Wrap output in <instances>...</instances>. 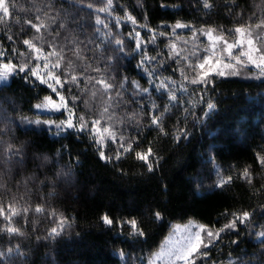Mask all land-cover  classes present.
Instances as JSON below:
<instances>
[{"label": "trees", "instance_id": "1", "mask_svg": "<svg viewBox=\"0 0 264 264\" xmlns=\"http://www.w3.org/2000/svg\"><path fill=\"white\" fill-rule=\"evenodd\" d=\"M5 2L11 7L12 17L0 22V47L6 50V56L0 62L8 59L16 64L21 62L16 53H11V48L26 51L22 41L33 35L34 30L21 32L20 28L24 18L36 15L35 9L31 8L35 3L42 8L39 13L42 18L44 11L52 16L59 11L57 19L66 20L68 29L61 32L56 42L69 47L78 46L82 50L85 59L75 62L77 65L91 64L88 75L107 77L111 74V69L100 73L92 70L96 66L93 56L99 57L107 48V56L123 57L113 61L116 75L127 76L129 81H138L142 87L148 88L151 85L146 72L137 67L142 54L135 48L133 26L124 19L125 9L141 25L136 31L149 41L148 54L165 65V68L158 69V75L172 77L177 85L181 83V77L179 71H172L175 64L168 58V47L170 41L176 39L178 44L184 45L183 41L189 40L192 33L189 29H177L173 35L172 26L179 21L195 25L197 29L215 27L225 31L247 23L250 16L258 22L261 15L255 7L260 0H235L240 6L235 12L243 9L242 17L235 12L230 15L226 10L232 0H210L213 4L210 11L203 8L200 0H113L115 7L111 16L95 11L103 6V0H64L63 4L56 3L54 9L46 7L49 0ZM88 4L93 8L89 9ZM97 16L102 21L100 25L95 23ZM117 16L121 17L122 27L116 26ZM47 22L52 23L51 20ZM104 24L108 27L105 28ZM149 28L156 33L154 41ZM161 31L165 36L159 35ZM7 35L13 36L15 45L8 41ZM201 38L198 33L197 40L202 46L204 41ZM115 39L124 41V53L112 51ZM106 40L112 43H103ZM44 47L46 51L51 50L47 44ZM65 52L75 60L67 48ZM35 63L29 61L30 65ZM100 66L103 68V63ZM146 66L156 67L155 63ZM81 71L82 68H77L78 75ZM188 75L193 73L188 72ZM23 76V73L14 75L8 84L0 86V128L7 126L9 129L7 135L0 133V160L8 142L14 148H22L25 154L23 169L14 166L11 174L4 176L0 206L4 207L6 214L9 205L17 209L30 206V211L26 220L23 215L13 217V226L20 228L25 233L23 236L10 238L4 231L8 222L0 216V264H140L141 258L142 264H147L174 225L192 221L219 228L226 219H231L232 213L243 211L252 213L251 222L247 226L239 225L238 237L232 232L222 233L224 238L210 250L209 261L228 264L230 258L238 261L242 256L249 264H257V257L253 254L264 251V244L256 236L264 230V170L255 159L258 151L264 153V77H214L215 87L209 88L203 103L199 101L200 93L192 91L196 86L188 84V92L177 93L180 106L170 108L166 114L167 136L149 128L150 117L147 112L139 111V105L129 101L116 107L113 103L109 108L113 118L107 120L105 117L102 123L112 124L117 130L123 128L124 140L127 142L129 137L138 139V145L133 144V151L124 153L119 138L115 144L108 141L104 151L113 159L105 163L100 160L97 146L87 134H82L79 139L71 130L57 135L34 123L39 117L35 105L45 96L52 97L53 92L39 81L26 83ZM110 82L119 84V80ZM81 88H84L83 81ZM126 88L123 95L127 100L132 88L130 85ZM92 91L97 93L95 106L86 111L81 104L76 109L77 117L81 113H85L89 120L100 116L103 101L107 98L101 99L102 88L94 80L89 83L85 97L90 101ZM116 91L120 89L117 87ZM116 99L113 93V101ZM209 99L216 105V110L204 119L202 109L206 108ZM149 100H154L162 109L167 96L152 89L151 96L143 100L145 109L151 107ZM185 108L189 111L185 112ZM133 110L136 118L141 120L139 125L126 119ZM25 118L33 123L28 124ZM122 119L123 125L120 123ZM185 129L189 134L187 139L182 135ZM175 135H180L178 143ZM149 147L153 149V155L149 157V163L154 166L152 172L135 155L137 151L146 153ZM117 151L121 153L119 161L115 159ZM45 156L50 163L40 168ZM246 166L251 167L252 184L242 178ZM61 168L71 172L67 180L58 179L55 187L47 182L39 183L45 173L52 176ZM33 172L39 180L29 182L26 187L23 180ZM228 176L232 177L230 183L223 188L216 186L220 179L226 180ZM37 204L44 208L41 214L34 211ZM156 211L162 216L160 221L154 219ZM225 213H228L227 217ZM104 215L114 221L111 227L103 223ZM133 218L145 231V237H132L127 223L120 227L121 222ZM61 219L65 221L64 231L55 239H48L50 230L61 226ZM234 239L239 240V250L242 251L237 250L239 256L233 252L230 257V250H236V245L230 244ZM9 249H12L11 255ZM121 252L127 259L121 258ZM197 264L207 262L198 260Z\"/></svg>", "mask_w": 264, "mask_h": 264}, {"label": "snow or ice", "instance_id": "2", "mask_svg": "<svg viewBox=\"0 0 264 264\" xmlns=\"http://www.w3.org/2000/svg\"><path fill=\"white\" fill-rule=\"evenodd\" d=\"M64 0H49L47 4L48 9H54L56 3L63 4ZM202 6L206 10H211L213 4L210 0H200ZM163 7V5H161ZM89 9L93 8L92 4H88ZM113 0H103V6L95 9L96 12H104L109 16L113 14L114 10ZM240 6L232 0V3L227 6V11L230 15L235 12L236 8ZM256 8L260 10V17L258 22L254 21L250 16L247 23H241L235 26L233 29H228L221 31L219 28L207 27L197 29L195 25H189L181 22H177L173 29V35L176 34L177 29H189L192 33L191 39L196 52H190L189 55H183V49L177 50V45L174 41H170L169 48V60H172L175 67L172 68L173 72L179 71L181 77V83L177 85L175 79L172 77L161 78L158 75V69L165 68V65L156 60L155 57L148 54L147 45L149 41L143 39L141 33L136 31L137 27H141L138 24L135 16H133L126 9L124 10V19L126 22H130L133 26L134 36L132 33L129 35L135 40V48L138 52L142 54V58L139 61L137 67L144 70L148 77V82L151 88L142 87L138 81H129L127 76L116 75V65L113 61H118L123 57H112L107 56L106 53L109 51L104 48L101 51L99 57L93 56V60L96 61V66L92 70L100 73L111 69L112 72L107 77L101 75L99 77H92L87 74L88 69L92 68L91 64L77 65L76 60L83 61L85 57L81 55V49L78 46L69 47L68 45L58 44L56 41L60 37L61 32L68 29V24L66 20H58L60 12L57 11L55 16L49 14L48 11H44L43 18L39 15L42 8L37 6L35 3L31 5V8L35 9L36 15L33 18H24L23 25H21L20 31L26 32L29 30H34L33 35L28 38L23 39V45L26 47V51H19L16 47L11 48V53H16L20 58L21 62L19 64L13 63L11 59L7 62H0V82L8 80L9 77L13 75L24 74L23 79L26 83H35L39 81V84L46 85L47 88L51 89L53 93L58 96V102L54 101L51 96H45L43 103H38L35 105L37 110H48L57 111L66 114V119L60 120L58 123L55 120H36L34 123L40 125L41 123L48 126L51 130L55 127L56 134L59 135L61 132L68 133L69 130L74 132L79 139L82 134H87L92 142L97 146L99 158L105 163L112 162V156L106 155L104 148L108 146V141L115 144L119 138L120 147L123 148L124 153L133 151V144L138 145V139L133 140L129 137L128 141L124 140V130L115 129L114 125L102 123L105 120H111L113 114L109 113V108L115 103L116 107H120L122 104H126L129 101L132 104L139 105V111L141 113L147 112L150 117L149 128L157 131L159 134L167 136L164 120L166 114L169 113L170 108L180 106V97L177 93L188 92V84L196 86L193 88V92H199V101L204 102V95L207 93L209 88L215 87L214 77H224L226 75H240L237 66L247 68L249 66L258 70L256 79L264 77V34L261 30H264V0H260ZM238 17L243 16V9L240 12H235ZM12 10L9 4L5 0H0V22H4L7 19H11ZM116 26L122 27L120 24L121 17L117 16ZM20 18L17 17V23H19ZM51 20L52 23L47 21ZM95 23L100 25L102 23L99 16L96 17ZM25 25L27 27H25ZM107 28L108 25L104 24ZM148 31L152 34L151 39L154 41L156 39V33L151 28ZM206 37L207 47L203 49L204 55H197L199 51V45L197 43V34ZM161 37L165 36V33L161 31L159 33ZM53 37L52 40H48L47 37ZM8 41H11L15 45V40H13L12 35H7ZM143 40V44H142ZM39 41V43H37ZM91 42V41H90ZM103 43L111 44V40L103 41ZM115 48L112 49L113 52L124 53V41L121 39H115ZM187 44L188 41H183ZM47 44L50 51H46L44 45ZM99 47V45L97 46ZM71 52L75 57V60L68 57L65 49ZM6 56V50L0 47V60ZM190 57H195L194 59ZM34 60L36 63L30 65L29 61ZM181 61L184 64L181 65ZM103 63V68L100 66ZM155 63L156 67L148 68L146 65H152ZM77 68H82V71L77 74ZM225 69L230 71L226 72ZM188 72L193 73L189 76ZM34 78V79H30ZM95 81V84L100 85L102 88L103 97L107 99L103 101L104 106L102 107L100 116L93 118L91 120L87 119L85 113H81L77 117L76 109L83 104L86 111L92 110L94 105V100L97 96L96 91H92V100L85 98L88 91V85L90 82ZM119 80V84H114L110 81ZM159 80V83H155ZM83 81L84 88H81V82ZM126 85H130L132 88L131 96L126 100L123 93L127 91ZM117 87L120 91H116ZM152 89L155 92L160 93L161 96H167V103L164 104L162 109L154 100H149L151 107L145 109L143 100L147 99L152 94ZM67 93V97L65 95ZM113 93L117 97L113 101ZM69 98L71 100V107H69ZM216 110V105L209 99L206 102V108L202 109V114L204 119H208ZM185 112L189 110L184 109ZM126 119L133 122L135 125H139L141 120L136 118V111L133 110L130 115H127ZM199 119V117L197 118ZM26 120V118H25ZM24 122V120H22ZM28 124H32L33 121L26 120ZM120 123L123 125L124 120L122 119ZM89 125H91L89 127ZM9 129L7 126L0 128V133L7 135ZM142 131V129H141ZM71 134V133H69ZM185 139L188 138L187 129L182 133ZM175 140L178 143L180 140V135H175ZM0 141H2V136H0ZM136 159L143 161L147 165V170L149 172L154 171L153 163H149V157L153 155V149L148 148L146 153L137 151L135 153ZM121 158V153L119 151L115 154V159L119 161ZM256 162L259 164L261 170H264V153L258 151L256 154ZM48 163H50L47 156L43 158V162L39 165L40 168H44ZM158 164V161L156 162ZM25 164V154L22 148H14L11 142L7 143L5 148V154L2 160H0V187H4L3 179L6 174L10 175L13 167L18 166L23 169ZM71 176L70 170H65L63 168L57 171L54 175L49 176L47 173L44 174V179L39 180L36 172L27 175L23 183L27 187L29 182H36L43 185L45 182L51 184L55 187L58 179L64 178L67 180ZM242 178L248 183L252 184V171L250 166H246L243 170ZM232 181V177L220 179L217 187L223 188L225 184ZM30 211V206H23L19 209L9 205L7 209V214L3 206H0V216H3L4 220L8 222V226L4 231L11 238L14 235L23 236L25 233L18 227L13 226V217L23 215L25 220L27 219V214ZM36 214H41L44 211L42 205L37 204L34 209ZM225 217L228 213L224 214ZM253 216L252 213L248 211H243L242 213L231 214V219H226L225 223L219 228H213L210 225L205 224H193L184 229L186 235H182L180 239L176 240L173 245L167 250H162L160 253L156 254L155 259L159 260L165 258L167 264H197V261L207 262V264H215V261H209L211 255V249L216 246L218 241H221L222 233L226 234L228 232L235 233L237 237L240 233L239 225L247 226ZM155 221H160L162 216L159 211L154 213ZM103 223L111 227L114 221L108 216L104 215L102 217ZM123 223H127L130 227V235L132 237H145V231L138 225L135 218L130 219L126 222H121L120 227H123ZM65 221L60 220V227H54L50 230L48 234V239H55L60 236L64 231ZM195 228V231L192 229ZM179 231V229H177ZM257 238L260 240L261 244H264V230L256 233ZM39 239V237L37 238ZM239 240L234 239L230 241V244L236 245V250H230L229 256L236 252L239 256ZM239 250V251H237ZM12 249H9V255H11ZM24 255V253H20ZM247 255V253H244ZM257 257V264H264V251L260 253H254ZM122 259H127L124 252L120 253ZM142 264V258L140 261ZM149 264H154L152 260ZM228 264H249L245 261L242 256H239L238 261L232 260L228 261Z\"/></svg>", "mask_w": 264, "mask_h": 264}, {"label": "rangeland", "instance_id": "3", "mask_svg": "<svg viewBox=\"0 0 264 264\" xmlns=\"http://www.w3.org/2000/svg\"><path fill=\"white\" fill-rule=\"evenodd\" d=\"M261 32H262V34H264V31L261 30ZM201 37H202L201 39H203V41H204V44L202 46L200 45L199 41L197 40V43L199 45V51L197 52V55H200V56L205 54L203 52V49L205 47H207V39H206V37H203L202 35H201ZM186 41H188L187 44L181 45V44H178L179 42L176 39L175 43L177 45V50L183 49L184 50L182 52L183 55H189L190 52H196V49L193 46L192 39L190 38L189 40H186ZM168 48H170V47H168ZM190 58L194 59L195 57H190ZM181 63L184 64V61H181ZM237 67H238V70L240 72V75H237V76L226 75V76L220 77V78L240 77V78H248L249 79V78H256V75L258 74V70L253 68V67H251V66H249L247 68L240 67V66H237ZM225 71L228 72L230 70L225 69ZM11 77H9L8 80H6V81L0 82V86L8 84L10 79H11ZM261 78H263V77H261ZM52 99L54 101L58 102L59 98H58V96L55 93H53ZM43 102H44V100L41 103H43ZM35 112L39 116L38 118L35 119V121L36 120L44 121V120L51 119V120L57 121V123H58L60 120L66 119V114H64L62 112L48 111V110H44V109L37 110L36 108H35ZM40 125L43 126L44 128H46L47 130H49L47 125H45L43 123H41ZM49 131H52V132H54L56 134L55 127H53ZM63 133H65V132H61L60 134H63ZM193 224H198V223L191 221V222H188V223H185V224H176V225H174L171 228V231L168 234V236L165 238V240L161 244L160 248L149 258L147 264H149L150 260H152L154 262V264H167V260L165 258H161L159 260H156L155 259L156 254L160 253L162 250H167L168 248H170L176 240L180 239V237L182 235H186V233L184 232V229L189 227L190 225H193ZM177 229H179V231H177ZM192 230L195 231V228H193Z\"/></svg>", "mask_w": 264, "mask_h": 264}]
</instances>
